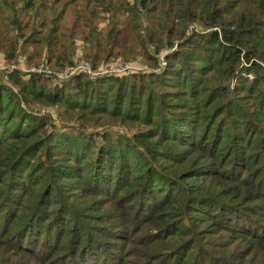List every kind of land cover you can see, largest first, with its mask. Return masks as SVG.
<instances>
[{
  "label": "trees",
  "instance_id": "1",
  "mask_svg": "<svg viewBox=\"0 0 264 264\" xmlns=\"http://www.w3.org/2000/svg\"><path fill=\"white\" fill-rule=\"evenodd\" d=\"M136 29L0 71V264H264V0H0L29 67Z\"/></svg>",
  "mask_w": 264,
  "mask_h": 264
},
{
  "label": "rangeland",
  "instance_id": "2",
  "mask_svg": "<svg viewBox=\"0 0 264 264\" xmlns=\"http://www.w3.org/2000/svg\"><path fill=\"white\" fill-rule=\"evenodd\" d=\"M126 34L127 35L125 37V47H126L125 51L127 52V49L132 48L137 53L132 56L128 55L126 59L117 58L115 60H110L108 62H105L99 65L95 71H98L99 73H102V74L115 73L118 75H124V74L129 73L130 71L160 72L161 70L159 69V66L162 67L164 64L163 55H161L160 57L158 56L157 66L156 65L153 66L155 67L153 69V67H151L152 66L151 59L155 57L154 56L155 53L151 52L152 50L150 49L151 53L149 52V57L147 58V56L145 55L146 54L145 50H139V44L141 42L143 43L147 42V37L145 35V32L142 31L141 29H136L134 31H127ZM175 46H176V43L174 47ZM165 49L166 47L162 48L161 52L164 51ZM172 50L174 49L173 48L168 49V51H172ZM76 59L77 61L74 64L75 66L76 65L79 66L83 63L89 64L87 61L81 60L79 58V53H76ZM158 61H159V66H158ZM69 67L70 66H68V68L65 67L63 71L53 70L52 68L46 65V62L44 59H42L41 62H39V64L29 67L25 65L24 58L21 56L19 57V54H18V57L16 58V61L14 60L11 61L7 57H5V55L3 56V54L0 53V71L9 70L12 68H18L24 72L33 71L39 74L47 73L53 77L52 83L56 81H62L70 77V75H72L73 72L69 69ZM90 75H89L90 77L98 76L96 73H93ZM34 111L35 113L37 112L40 114H46V113L50 114L52 116V120L58 125L61 122V119H60L61 116H59L61 113V109H57V107L50 106L48 108H44V106H41V107L34 108Z\"/></svg>",
  "mask_w": 264,
  "mask_h": 264
},
{
  "label": "built area",
  "instance_id": "3",
  "mask_svg": "<svg viewBox=\"0 0 264 264\" xmlns=\"http://www.w3.org/2000/svg\"><path fill=\"white\" fill-rule=\"evenodd\" d=\"M68 68V67H67ZM69 69L72 71V72H75V71H84V72H86L88 75H90V74H93V73H96L97 75H100V74H102V73H99L98 71H95V70H93L91 67H90V65L89 64H85V63H83V64H81V65H74V66H70L69 67ZM93 72V73H92ZM47 74V73H46ZM91 76V75H90Z\"/></svg>",
  "mask_w": 264,
  "mask_h": 264
}]
</instances>
